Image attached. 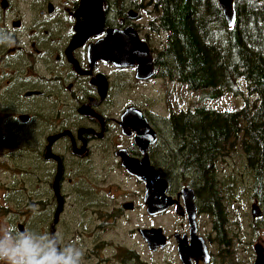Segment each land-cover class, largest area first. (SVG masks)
I'll list each match as a JSON object with an SVG mask.
<instances>
[{
	"label": "flooded vegetation",
	"instance_id": "af4514ba",
	"mask_svg": "<svg viewBox=\"0 0 264 264\" xmlns=\"http://www.w3.org/2000/svg\"><path fill=\"white\" fill-rule=\"evenodd\" d=\"M160 12L155 0H0V145L21 146L25 174L33 165L19 205H37L45 223L34 235L18 223L15 239L50 243L57 257L79 249L80 264H238L219 165L240 141H215L204 164L180 134L200 105L177 95L161 115L145 97L160 81L187 86ZM156 188L168 205L159 213Z\"/></svg>",
	"mask_w": 264,
	"mask_h": 264
},
{
	"label": "trees",
	"instance_id": "16d2710c",
	"mask_svg": "<svg viewBox=\"0 0 264 264\" xmlns=\"http://www.w3.org/2000/svg\"><path fill=\"white\" fill-rule=\"evenodd\" d=\"M155 2L161 11L159 26L168 34L166 56L182 83L203 91L202 101L227 93L248 94L244 106L236 110L222 111L199 103L198 109L180 119L184 121L181 136L196 140L191 153L199 155L197 160L204 164L215 141L221 148L225 139L233 140L235 147L239 140L251 172L252 197L263 202L264 0H234L233 27L219 0Z\"/></svg>",
	"mask_w": 264,
	"mask_h": 264
},
{
	"label": "rangeland",
	"instance_id": "374dc122",
	"mask_svg": "<svg viewBox=\"0 0 264 264\" xmlns=\"http://www.w3.org/2000/svg\"><path fill=\"white\" fill-rule=\"evenodd\" d=\"M160 39L164 42L165 37ZM241 87L244 88L243 83ZM148 89V91H145V97L154 103L155 111L161 115H168V109L170 108L168 101L170 99L174 100L173 98H176L177 95L181 98L182 106L188 107V105L194 106L203 103L208 107L222 111L242 108L245 104V96L248 97L244 88L246 92L244 95L227 93L216 99L206 98L205 101H202L205 96L203 91L192 90L188 86L183 87L180 84L175 85L170 81L167 82V80L148 86ZM154 89H157L158 92H153ZM138 93L140 96L143 95L141 90H138ZM250 99L253 100V96H250ZM25 165L27 174L22 172L21 146L0 145V182L7 187L5 190L0 187V248L23 251L25 246H28L41 256L47 257L51 255L50 243H42L41 248H39L34 238L15 239L12 235H9L11 230L12 234L20 233L17 225L20 222L23 223V221H26V227L31 235L44 230L43 214L40 209L37 211V205L36 208L35 205H19L23 194L25 193L28 196L21 183L27 180L31 184H29V187L33 188L34 167L29 164ZM219 169L223 170L221 175L226 178L228 183V191L224 201L225 205H229L225 231L231 240L230 246L235 251V260L238 261V264H253L255 259L254 246L257 243L264 244V214L260 219H255L252 215V207L258 204L264 211V200L261 202L258 198L252 197L251 172L249 166H247L246 155L243 154L240 148L235 153V157L229 159L226 164L221 163ZM3 184H0V186ZM9 186L12 187L9 188ZM29 187H27V191L31 193ZM45 207L48 209V206L45 205ZM35 219H38L37 230ZM162 219L163 217H156V223L161 224L163 222L164 225H168L172 222L171 216L164 217L163 221ZM40 226L41 229H39ZM48 228L49 225H47ZM161 259L162 256L160 255ZM2 262L6 263L5 260L0 259V264Z\"/></svg>",
	"mask_w": 264,
	"mask_h": 264
},
{
	"label": "clouds",
	"instance_id": "9594fccd",
	"mask_svg": "<svg viewBox=\"0 0 264 264\" xmlns=\"http://www.w3.org/2000/svg\"><path fill=\"white\" fill-rule=\"evenodd\" d=\"M73 255L69 256H41L37 251L25 246L23 251L7 250L0 248V259L6 261V264H80L83 258V252L79 249L72 250Z\"/></svg>",
	"mask_w": 264,
	"mask_h": 264
},
{
	"label": "water",
	"instance_id": "95a60500",
	"mask_svg": "<svg viewBox=\"0 0 264 264\" xmlns=\"http://www.w3.org/2000/svg\"><path fill=\"white\" fill-rule=\"evenodd\" d=\"M234 0H219V5L223 10L225 18L230 27H233L236 22V11L234 9ZM141 70L139 69L138 74H140ZM168 205H165V200L163 198L162 191L158 188L155 189V212L159 213L162 212L164 209L167 208ZM252 215L254 218L262 216V209L258 204H255L252 208ZM21 229L23 230V226L20 225ZM24 231V230H23ZM155 248L158 247L160 244L163 246L164 241V233L162 228H156L155 230ZM255 251L257 252V261L256 264H264V246L261 243H257L255 245Z\"/></svg>",
	"mask_w": 264,
	"mask_h": 264
}]
</instances>
